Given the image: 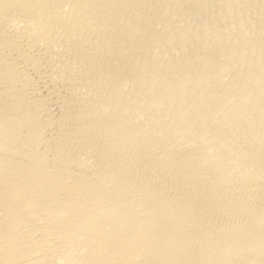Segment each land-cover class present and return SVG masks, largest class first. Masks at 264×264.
<instances>
[{
  "label": "bare ground",
  "instance_id": "obj_1",
  "mask_svg": "<svg viewBox=\"0 0 264 264\" xmlns=\"http://www.w3.org/2000/svg\"><path fill=\"white\" fill-rule=\"evenodd\" d=\"M0 264H264V0H0Z\"/></svg>",
  "mask_w": 264,
  "mask_h": 264
}]
</instances>
